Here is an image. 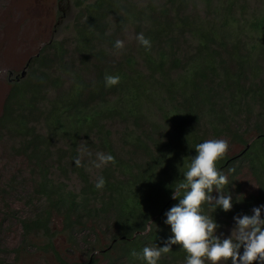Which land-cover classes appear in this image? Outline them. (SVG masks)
I'll return each mask as SVG.
<instances>
[{
	"label": "trees",
	"instance_id": "trees-1",
	"mask_svg": "<svg viewBox=\"0 0 264 264\" xmlns=\"http://www.w3.org/2000/svg\"><path fill=\"white\" fill-rule=\"evenodd\" d=\"M73 3L72 38L45 43L26 75L9 81L0 115L3 154L25 167L0 174L6 210L0 228L17 219L24 231L15 263L33 248L60 264H145L133 250L162 247L172 235L165 213L178 203L173 187L195 146L208 139L243 146L218 162L232 210L203 205L221 225L218 234L234 216L264 205V0ZM138 33L151 40L150 50L137 42ZM116 40L124 41L122 50ZM106 74L119 75V84L105 87ZM98 152L111 153L115 163L94 177ZM245 170L258 187L249 196L234 191ZM72 176L78 191L68 185ZM99 176L103 190L95 188ZM23 191L34 209L17 216L9 196ZM56 221L72 246L87 249L85 263L62 257L53 240ZM40 236L45 245L29 242ZM186 255L172 245L159 264H185Z\"/></svg>",
	"mask_w": 264,
	"mask_h": 264
},
{
	"label": "clouds",
	"instance_id": "clouds-1",
	"mask_svg": "<svg viewBox=\"0 0 264 264\" xmlns=\"http://www.w3.org/2000/svg\"><path fill=\"white\" fill-rule=\"evenodd\" d=\"M136 40L146 50L151 49V40L143 33H138ZM124 47V41H115V49ZM104 82L105 87L116 86L120 77L106 74ZM229 147V142L222 138L208 139L195 146L196 155L190 158L183 179L173 187L171 198L178 203L165 213V223L170 225L172 235L162 247L152 245L144 246L141 252L133 250V257L145 264H159L162 255L172 251V245H179L187 253L185 264H264V205L252 208L250 215L234 216V227L227 237L222 232L218 234L221 225L204 211L203 205L211 206L213 212L217 209L229 212L233 208V197L227 190L228 176L218 167ZM85 153L92 155L87 150ZM95 156L91 161L95 168L115 163L111 153L98 152ZM75 164L82 166L81 159H75ZM105 185V178L99 176L95 188L103 190Z\"/></svg>",
	"mask_w": 264,
	"mask_h": 264
},
{
	"label": "rangeland",
	"instance_id": "rangeland-1",
	"mask_svg": "<svg viewBox=\"0 0 264 264\" xmlns=\"http://www.w3.org/2000/svg\"><path fill=\"white\" fill-rule=\"evenodd\" d=\"M93 1V0H90ZM73 0H0V115L4 102L10 90L9 81L22 74L27 68L29 60L38 54L42 46L53 38H72L73 19L75 8ZM132 32L126 34V40H133ZM228 141V140H227ZM229 142V141H228ZM229 157L235 156L243 150V146L229 142ZM3 146L0 145V174L6 175L20 168H25L20 160L11 161L5 158ZM98 168L91 170L92 176H96ZM4 182V178H1ZM0 185H3L0 182ZM71 189L78 191L80 184L75 176L68 181ZM240 194L249 196L258 191L257 183L253 176L245 170L239 177L237 190ZM31 192V185L28 186ZM27 189V186L24 187ZM232 191V192H234ZM27 192L14 193L9 196L11 207L17 212V216L28 214L32 209L28 206L29 194ZM42 202L35 201L36 206ZM34 205V206H35ZM5 206L0 204V222L4 218ZM17 218V217H16ZM57 222V221H56ZM54 228L57 237H54L56 248L62 257L69 263H85L87 249L84 245L72 246L69 239L61 233L62 226ZM234 222L226 225L221 231L225 237L230 235ZM24 231L16 219L5 222L0 228V263L2 264H60L53 253L37 252L31 248L23 252L21 261L15 263L13 251L20 247L24 240ZM29 242L36 245H45V238H31ZM98 255V254H97Z\"/></svg>",
	"mask_w": 264,
	"mask_h": 264
},
{
	"label": "water",
	"instance_id": "water-1",
	"mask_svg": "<svg viewBox=\"0 0 264 264\" xmlns=\"http://www.w3.org/2000/svg\"><path fill=\"white\" fill-rule=\"evenodd\" d=\"M27 69V68H26ZM26 69L23 71V73L21 74L22 77H24L26 75Z\"/></svg>",
	"mask_w": 264,
	"mask_h": 264
}]
</instances>
